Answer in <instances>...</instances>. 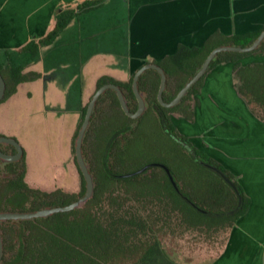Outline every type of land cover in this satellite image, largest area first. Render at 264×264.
<instances>
[{
	"label": "trees",
	"instance_id": "trees-1",
	"mask_svg": "<svg viewBox=\"0 0 264 264\" xmlns=\"http://www.w3.org/2000/svg\"><path fill=\"white\" fill-rule=\"evenodd\" d=\"M104 4L105 0H83L61 7L53 28L44 37L28 42L16 54L35 57L41 50L53 47L70 23ZM263 30L264 26L233 35L216 31L200 47L178 45L174 55L152 61L166 75L163 101L170 102L177 95L213 49L249 46ZM257 52L264 53V41L251 52L219 53L208 70L222 63H236L235 89L249 110L263 121L264 62L245 66L237 62ZM13 54H5L6 63L0 64L6 86L1 102L14 95L20 84L41 78L38 71H25L22 65L12 64ZM133 75L125 81L101 75L96 80L95 91L105 84L117 85L133 113L137 109L132 91ZM204 76L177 106L164 108L157 102L160 76L154 70H146L138 80L146 110L138 119L124 114L113 90L105 91L95 104L82 144V154L94 183L91 199L70 212L0 222L3 243L0 264H209L223 249L235 222L246 213L249 199L233 175L192 146L170 119V114H177L191 120V97L200 88ZM86 107L87 104L81 109L72 142L79 192L33 189L25 182L24 156L13 163L0 161V213L63 207L84 195L85 182L74 157V142ZM8 149L15 151L10 146L2 147L3 152ZM152 163L169 169L177 191L160 167H149L141 174L123 177ZM212 168L233 181L240 193V206L236 193ZM210 241L220 244L216 253L194 260L193 255L198 256L202 251L200 243ZM184 255H187L185 259Z\"/></svg>",
	"mask_w": 264,
	"mask_h": 264
},
{
	"label": "rangeland",
	"instance_id": "rangeland-1",
	"mask_svg": "<svg viewBox=\"0 0 264 264\" xmlns=\"http://www.w3.org/2000/svg\"><path fill=\"white\" fill-rule=\"evenodd\" d=\"M151 2L105 0L102 8L70 23L53 47L41 50L35 57L12 55V64L41 73L39 80L20 84L14 95L0 103V136L13 138L21 145L27 168L25 182L29 187L43 192L58 188L76 190L78 176L72 142L81 109L93 95L98 77L110 75L125 81L150 62L137 57V46L147 40L141 34V19L146 17V6L155 10L156 1ZM263 7L176 2L175 22L191 23L190 19L183 18L185 15L190 18L194 12L198 25H207L210 19L211 29L218 26L227 33L245 32L261 27V21L253 18L264 15ZM155 21L156 15H153L150 24ZM2 58L0 64L4 65L6 57ZM253 62H264V53L257 52L242 60L244 64ZM179 123L175 114L178 128ZM188 127L192 128L191 138L198 143L194 127ZM200 244L202 251L198 256L193 255L196 261L214 255L220 247L211 241Z\"/></svg>",
	"mask_w": 264,
	"mask_h": 264
},
{
	"label": "crops",
	"instance_id": "crops-1",
	"mask_svg": "<svg viewBox=\"0 0 264 264\" xmlns=\"http://www.w3.org/2000/svg\"><path fill=\"white\" fill-rule=\"evenodd\" d=\"M82 1L0 0V62L5 54L17 53L31 40L44 37L53 28L55 16L61 7ZM155 1V10L152 6H146V17L141 19V34L147 40L139 42L137 46V57L150 59L147 63L159 62L174 55L178 45L200 47L216 31L224 35L245 34L264 26V15L253 18L261 21L260 28L234 33H227L218 26L211 29L210 19L207 25L196 24L194 12L190 18L187 15L183 18L184 21L190 19L191 23L175 22L176 2L264 5V0ZM143 2L152 3L151 0ZM153 15H156V21L150 24ZM242 60L237 61L242 66L251 64H244ZM235 64L222 63L206 72L200 88L191 97V120L177 115L180 123L176 128L192 146L202 150L231 173L249 199L246 213L235 222L223 249L209 264H264V120L258 119L237 93ZM188 126L194 127V135L199 137L198 143L191 138L192 133L189 132L192 128ZM75 171L78 176L76 168ZM58 189L77 194L80 190L79 177L76 190Z\"/></svg>",
	"mask_w": 264,
	"mask_h": 264
},
{
	"label": "water",
	"instance_id": "water-1",
	"mask_svg": "<svg viewBox=\"0 0 264 264\" xmlns=\"http://www.w3.org/2000/svg\"><path fill=\"white\" fill-rule=\"evenodd\" d=\"M264 41V30L259 34V36L255 39V41L246 47L241 46H220L215 49H213L205 58L203 61L201 67L197 70V72L193 75V77L188 80L185 85L179 90L177 95L170 101L165 102L163 101L162 94L165 91L166 88V75L164 70L154 64V63H146L143 66H141L139 69L134 72L133 78H132V91L134 94V97L137 101V109L135 112H130L129 108L127 106V103L123 97V94L119 87L115 84H105L101 86L99 89H97L93 95L91 96L86 111L84 114L83 121L81 123V126L78 130L77 136L75 138L74 142V156L76 160V164L78 166V169L84 179L85 182V193L84 195L79 198L77 201L70 203L69 205L63 206V207H53V208H44L35 212H2L0 213V222H6V221H20V220H33L38 218H46L49 217L55 213H63V212H70L75 209H79L85 205V203L91 199L93 195L94 190V183L92 175L89 172L88 164L85 161L83 154H82V144L83 139L86 133V130L89 127L90 119L95 107V104L99 97L107 90H113L116 93V96L118 98L120 107L124 114L131 118V119H138L146 110V102L144 100V94L139 91L138 89V80L139 77L146 71V70H154L156 71L160 76V85L157 92V102L161 107L164 108H173L177 106L181 100L187 95L189 90L192 88L194 84H196L200 78H202L206 72L209 69L210 63L217 57V55L221 52H237V53H247L256 50L261 43ZM5 82L1 76L0 73V101L4 97L5 93ZM0 144L4 145H10L15 148L16 153L14 155H8L0 151V160L3 162H16L20 160L23 150L20 144L13 138H7V137H1L0 136ZM149 167H160L164 170L165 174L167 175V178L172 185V187L177 191V187L175 184V181L167 167H165L162 164L158 163H152L150 165H147L136 172H133L131 174L124 175L123 177H133L135 175L143 173L145 170H147ZM209 167V166H208ZM210 168V167H209ZM214 172L220 175V177L224 180V182L230 186V188L236 193L238 197V206L241 204V197L240 193L237 191L234 183L232 180L228 179L224 174L219 172L216 168H212ZM3 255V243H2V237L0 232V263L2 260Z\"/></svg>",
	"mask_w": 264,
	"mask_h": 264
},
{
	"label": "flooded vegetation",
	"instance_id": "flooded-vegetation-1",
	"mask_svg": "<svg viewBox=\"0 0 264 264\" xmlns=\"http://www.w3.org/2000/svg\"><path fill=\"white\" fill-rule=\"evenodd\" d=\"M2 101V100H1ZM1 101H0V103H1ZM171 115H173V114H170V119H171V121H172V117H171ZM173 123V122H172ZM175 126V125H174ZM191 144V143H190ZM192 145V144H191ZM0 151L1 152H3L2 151V147H8V146H10V145H4V144H0ZM21 146V145H20ZM10 147H12V146H10ZM14 148V147H13ZM196 148V147H195ZM14 150H15V148H14ZM23 150V149H22ZM3 153H5V154H8V155H14L15 153H16V150L14 151V152H10L9 151V149L8 150H6V151H4ZM24 156V154H22V156H21V158H20V160L22 159V157ZM75 157V156H74ZM1 161V160H0ZM19 161V160H18ZM2 163H13V162H3V161H1ZM17 162V161H16ZM77 170V169H76ZM26 174V173H25Z\"/></svg>",
	"mask_w": 264,
	"mask_h": 264
}]
</instances>
